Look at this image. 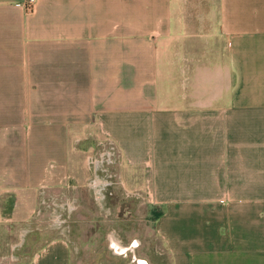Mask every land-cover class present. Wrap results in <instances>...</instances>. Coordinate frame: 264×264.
<instances>
[{"label": "crops", "instance_id": "1", "mask_svg": "<svg viewBox=\"0 0 264 264\" xmlns=\"http://www.w3.org/2000/svg\"><path fill=\"white\" fill-rule=\"evenodd\" d=\"M34 1L0 0V264H74L102 141L164 264H264V0Z\"/></svg>", "mask_w": 264, "mask_h": 264}, {"label": "rangeland", "instance_id": "2", "mask_svg": "<svg viewBox=\"0 0 264 264\" xmlns=\"http://www.w3.org/2000/svg\"><path fill=\"white\" fill-rule=\"evenodd\" d=\"M98 148L97 145L95 151ZM103 169L106 171L99 172V176L100 183L105 185L78 189L76 196L71 195L75 197L72 205L75 210L69 219L68 214L63 216L65 222L60 228L64 229L73 248L74 264H140L139 260L147 258L152 264L166 263L160 259L161 249L154 226L161 209L120 193L113 168ZM90 173L93 176L92 170ZM54 199L65 200V196ZM43 226L45 222L40 223V227ZM113 241L129 249L117 253ZM134 244L137 246L132 248Z\"/></svg>", "mask_w": 264, "mask_h": 264}, {"label": "built area", "instance_id": "3", "mask_svg": "<svg viewBox=\"0 0 264 264\" xmlns=\"http://www.w3.org/2000/svg\"><path fill=\"white\" fill-rule=\"evenodd\" d=\"M34 2V0H26L24 6L28 12L32 11ZM98 146V150L88 156L86 159L87 166L90 170H92L94 175H99V172L106 171L105 169H103V167L111 168L117 166L120 161V152L113 144V142L102 141L98 144ZM90 184H93V182L91 183L90 181ZM127 196L129 195L127 194ZM131 197L139 198L140 195L133 194L131 195Z\"/></svg>", "mask_w": 264, "mask_h": 264}, {"label": "flooded vegetation", "instance_id": "4", "mask_svg": "<svg viewBox=\"0 0 264 264\" xmlns=\"http://www.w3.org/2000/svg\"><path fill=\"white\" fill-rule=\"evenodd\" d=\"M113 240H114V238H113ZM114 243H115V242H114ZM117 244H118V243L115 244V248H116V250H118V252L113 248V250H115L117 253H120V254H121V253L126 252V251L129 249V248H126V247H121L119 244H118V246H119V247H118ZM135 245H136V244L132 245V248H134V247L137 246V245H136V246H135ZM122 248H126L127 250H126V251H123ZM139 263H140V264H143V262L140 261V260H139Z\"/></svg>", "mask_w": 264, "mask_h": 264}, {"label": "bare ground", "instance_id": "5", "mask_svg": "<svg viewBox=\"0 0 264 264\" xmlns=\"http://www.w3.org/2000/svg\"><path fill=\"white\" fill-rule=\"evenodd\" d=\"M123 249V251H126L127 249L126 248H122ZM141 261V260H140Z\"/></svg>", "mask_w": 264, "mask_h": 264}]
</instances>
